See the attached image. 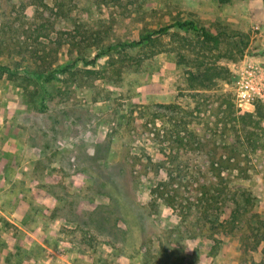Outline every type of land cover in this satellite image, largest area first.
<instances>
[{
	"label": "rangeland",
	"instance_id": "1",
	"mask_svg": "<svg viewBox=\"0 0 264 264\" xmlns=\"http://www.w3.org/2000/svg\"><path fill=\"white\" fill-rule=\"evenodd\" d=\"M176 20H193L216 38L174 26L153 41L122 45ZM245 55L264 58V0H0V67L6 68H0V118H20L26 144L35 147L20 160L28 161L20 180L31 191L21 197L28 199L30 224L41 227L53 259L264 264L263 175L230 183L255 195L242 236L229 211L204 213L195 198L186 201L185 213L176 203L152 208L149 202L171 170L189 169L154 142L176 132L170 121L175 110L165 106L189 111L186 121H197L203 133L214 129L222 115L217 96L210 98L213 105L191 112L198 98L188 86L213 77L221 89L204 94L232 95L231 68ZM234 110L254 112L236 103ZM218 138L205 149L218 154ZM140 168L149 170L145 180L136 174ZM170 180L172 192L183 181ZM10 205L0 196V216L14 213L16 205Z\"/></svg>",
	"mask_w": 264,
	"mask_h": 264
},
{
	"label": "trees",
	"instance_id": "2",
	"mask_svg": "<svg viewBox=\"0 0 264 264\" xmlns=\"http://www.w3.org/2000/svg\"><path fill=\"white\" fill-rule=\"evenodd\" d=\"M174 26H178L184 30L195 29L201 31L207 39L216 38L204 25L198 26L193 20H176L169 25L161 26L157 30L145 34L139 40H132L130 43L122 45L135 47L146 41H153V35L165 33ZM113 48H116V46H111V49ZM101 55L103 53H98L93 62L101 57ZM65 70L66 67L63 66L56 71ZM39 76L41 78L45 76L47 79L51 78L50 74L46 75L42 73ZM200 78V81L196 85L191 84L188 86L189 90H194V95L198 98V107L196 106L191 112L195 109L199 110V105L212 103L210 98L217 96L218 100L215 101L219 104L217 106L219 112H222L221 118H217L214 129L210 128L207 132L203 133L197 121L190 119L189 123L191 124L186 121L185 117L189 111L176 104L165 106L166 109L175 110V118H170V121L176 127V132L168 134V131L164 135H158L154 142L158 143L159 146L157 147L166 152L168 156L175 153L177 155L174 156L181 157L186 163H189V169L184 171L177 167L176 170H171L169 172L171 174L170 178L179 177L183 181H178V188H175V192H172L170 188L171 180L166 176L159 185L151 190L150 206L157 208L161 202H164L171 207V205H175L176 203L177 206L175 208L177 207V211L185 213L186 201L195 198L199 203L198 206L201 205V210L204 213L212 209L216 216L220 217L221 214L229 211L233 230L235 229L236 235L242 236L244 227L246 225L250 227L246 213L253 208L255 195L249 189H231L230 183L233 182V179L250 178L256 173L264 176V106L261 103H256L254 112L240 114L237 110H234L235 102L233 94L225 92L204 94L205 92L203 91L216 92L221 88L218 82L213 80V77ZM228 98L233 99V103L229 101L231 102L229 107L227 105ZM200 99L204 100L202 101L203 103L200 102ZM205 109H210V107H205ZM229 110L231 111V118H226ZM181 125H183L182 128H180ZM230 129L233 132L227 131ZM217 134L220 136L218 138L219 141L216 140L220 148L218 154L216 150L205 149V146ZM174 144H178L183 148L177 150L178 147L174 146ZM143 156L146 160L150 159L145 150H143ZM243 161L246 163L243 164ZM147 172L149 170L146 171L140 168L136 171V174L141 180H145L148 177ZM186 172L190 175L189 181H185ZM214 203L215 206L213 207ZM257 215L255 213L253 216Z\"/></svg>",
	"mask_w": 264,
	"mask_h": 264
},
{
	"label": "crops",
	"instance_id": "3",
	"mask_svg": "<svg viewBox=\"0 0 264 264\" xmlns=\"http://www.w3.org/2000/svg\"><path fill=\"white\" fill-rule=\"evenodd\" d=\"M22 123L20 118H0V196L7 206L16 205L13 214L0 216V264H59V258L49 254L52 247L45 234H39L41 227L33 229L30 224L28 199L21 197L30 196L31 191L25 189L29 183L20 180L22 167L28 161L20 160L34 153L35 148L26 144L28 135Z\"/></svg>",
	"mask_w": 264,
	"mask_h": 264
},
{
	"label": "built area",
	"instance_id": "4",
	"mask_svg": "<svg viewBox=\"0 0 264 264\" xmlns=\"http://www.w3.org/2000/svg\"><path fill=\"white\" fill-rule=\"evenodd\" d=\"M231 77L232 94L238 108L253 111L256 103L264 106V58L245 55L232 66Z\"/></svg>",
	"mask_w": 264,
	"mask_h": 264
}]
</instances>
